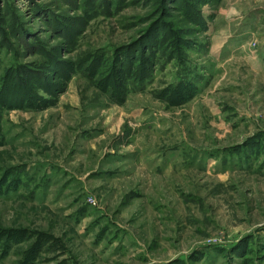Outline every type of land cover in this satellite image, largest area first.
Instances as JSON below:
<instances>
[{"label": "rangeland", "instance_id": "1", "mask_svg": "<svg viewBox=\"0 0 264 264\" xmlns=\"http://www.w3.org/2000/svg\"><path fill=\"white\" fill-rule=\"evenodd\" d=\"M185 1L0 0V264H264V0H190L205 32ZM171 26L184 61L119 99L86 69ZM52 56L78 70L55 102Z\"/></svg>", "mask_w": 264, "mask_h": 264}, {"label": "trees", "instance_id": "2", "mask_svg": "<svg viewBox=\"0 0 264 264\" xmlns=\"http://www.w3.org/2000/svg\"><path fill=\"white\" fill-rule=\"evenodd\" d=\"M190 3V4H189ZM204 2L200 4L192 3L189 0L185 1L184 4H181V8L184 10V15H186L189 20L187 21L188 25H198L202 32L207 30L208 24L205 21V18L202 13V8L200 7ZM175 25V24H174ZM188 26L186 29L182 28L180 30L174 29L171 26V29L161 32L160 30L156 31L154 37L147 39L139 46L131 55V57H125L122 55H117L112 57V62L102 63L103 59L97 60V62L92 59V64H89L86 69L93 70V76L95 77L97 73H104L103 81L106 87H110L113 91L112 96H116L118 99L124 90L128 86L130 80H136L141 82L142 80L151 77L154 72L157 70V66L162 62L168 63L172 60H181L184 61L186 53L185 47H188L193 42H191V37L195 35L197 30ZM23 45L26 49L30 47L29 43L24 40ZM88 58L82 60V63L85 64V61ZM64 62H58L55 57L52 56L51 64L49 66H57L58 68L54 69L57 74V77L60 78L59 82L49 84L50 87H42L50 94V96L55 98L59 93L64 92L67 89L68 82L70 79L77 74L78 70L75 68L76 64L72 61H66L67 64L63 65ZM92 65L94 69H92ZM108 67L107 69H105ZM44 81L47 77L40 74V72L22 71V73L17 72L15 75V83L17 86L26 87L29 81L35 82L37 80ZM107 87V88H108ZM192 85L190 83L180 82L177 86L173 88L180 97L191 93L190 88ZM106 90V89H105ZM107 91V90H106ZM26 100L27 97H25ZM43 97H37L31 99L29 103L26 104V107L29 108H44L48 106V101L43 99ZM123 100V99H122Z\"/></svg>", "mask_w": 264, "mask_h": 264}, {"label": "crops", "instance_id": "3", "mask_svg": "<svg viewBox=\"0 0 264 264\" xmlns=\"http://www.w3.org/2000/svg\"><path fill=\"white\" fill-rule=\"evenodd\" d=\"M223 21H225L224 25L219 29V34H218V37H221V47L224 48V49H238L240 47H238V45H235V44H227L225 41V39L223 40V38L225 36H230L231 33H232V29H231V25L233 24L232 21H231V18L229 19V17H225L223 19ZM214 24V23H213ZM213 24H212V27H213ZM238 25H241V24H238ZM211 28L209 27L208 31L211 32L210 30Z\"/></svg>", "mask_w": 264, "mask_h": 264}]
</instances>
